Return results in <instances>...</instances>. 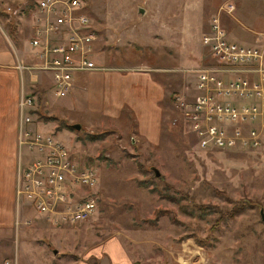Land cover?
Instances as JSON below:
<instances>
[{"label": "rangeland", "instance_id": "1", "mask_svg": "<svg viewBox=\"0 0 264 264\" xmlns=\"http://www.w3.org/2000/svg\"><path fill=\"white\" fill-rule=\"evenodd\" d=\"M227 1L235 4L232 13L221 16L229 37L264 46V0H87L85 11L98 35L96 61L153 69L172 86L158 142L138 140L128 127L89 126L86 119L97 115L88 106L70 120L59 105L69 95L57 96L45 74L43 89L23 78L28 90H42L32 114L35 122L53 129L99 173L94 214L54 229L59 243L67 241L60 255L72 245V252L88 253L114 234L144 264H264V144L202 148L178 106V97L193 98L197 69L214 64L202 36ZM35 3L0 0V52L14 50L25 63L35 60L29 44ZM99 75L89 82L103 85ZM75 122L81 129L69 127ZM18 158L19 146L17 165ZM70 232L76 237L70 239ZM15 250L14 240L8 242L0 264H30L31 255Z\"/></svg>", "mask_w": 264, "mask_h": 264}, {"label": "built area", "instance_id": "2", "mask_svg": "<svg viewBox=\"0 0 264 264\" xmlns=\"http://www.w3.org/2000/svg\"><path fill=\"white\" fill-rule=\"evenodd\" d=\"M86 6L87 0H36L29 40L35 60L18 62L20 70L32 72L34 85L45 74L50 89L57 96H66L76 72L100 68L94 57L98 35ZM234 8L227 1L212 16L202 42L214 64L197 69L191 100L178 97L185 124L206 149L264 144V46L243 44L227 36L221 16ZM39 93L23 85L19 98L18 208L27 204L35 216L53 227L84 222L98 206V170L80 161L53 129H43L35 122L32 114Z\"/></svg>", "mask_w": 264, "mask_h": 264}, {"label": "crops", "instance_id": "3", "mask_svg": "<svg viewBox=\"0 0 264 264\" xmlns=\"http://www.w3.org/2000/svg\"><path fill=\"white\" fill-rule=\"evenodd\" d=\"M227 36L229 37L228 33ZM20 60L25 61L14 50L0 52V259L8 242L10 246L14 240L16 253L22 251L23 254L32 256L30 264H144L132 251L128 252L124 241L114 234L89 248L88 253L72 252V245L60 255V247L66 246L67 241L59 243V230H54L57 227L51 225L50 231L45 219L37 216L33 220L28 218L25 210L33 211L29 210L27 204L18 208L16 158L19 98L24 85L23 78L26 75L31 81L33 77L30 70H20ZM97 63L103 64L100 60ZM98 75L103 85L89 82L90 77L97 78ZM170 87L172 86L164 79L156 77L153 69L103 64L99 69L77 72L74 86L67 94L68 99L59 105L70 114V120L81 112V106H88L97 115L90 117V121L86 119L89 126L128 127L127 130L137 132L138 140L155 143L160 139L164 122V101ZM28 219L30 222H26ZM68 236L70 239L76 237L72 232ZM172 264H177L176 260Z\"/></svg>", "mask_w": 264, "mask_h": 264}, {"label": "water", "instance_id": "4", "mask_svg": "<svg viewBox=\"0 0 264 264\" xmlns=\"http://www.w3.org/2000/svg\"><path fill=\"white\" fill-rule=\"evenodd\" d=\"M141 11H143V10H141ZM72 127L74 129H81L82 125L79 122H75V123H72ZM153 169L155 170L156 175L159 176L160 170L156 167H153ZM260 215H261L262 221L264 222V208L260 209Z\"/></svg>", "mask_w": 264, "mask_h": 264}, {"label": "trees", "instance_id": "5", "mask_svg": "<svg viewBox=\"0 0 264 264\" xmlns=\"http://www.w3.org/2000/svg\"><path fill=\"white\" fill-rule=\"evenodd\" d=\"M16 29H15V27H11V30H10V34L13 36L14 34H16ZM35 86L36 87H38L39 89H43L42 88V85L41 84H35ZM35 90V89H34ZM37 90V89H36ZM34 112H35V110H34ZM69 127L71 128V129H74L73 127H72V124H69ZM239 208V207H238ZM232 213H234V212H232Z\"/></svg>", "mask_w": 264, "mask_h": 264}]
</instances>
